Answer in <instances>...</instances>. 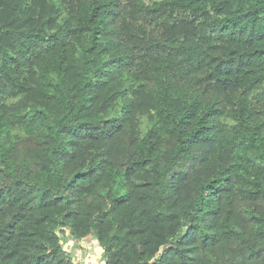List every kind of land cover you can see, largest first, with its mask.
<instances>
[{
  "label": "trees",
  "instance_id": "trees-1",
  "mask_svg": "<svg viewBox=\"0 0 264 264\" xmlns=\"http://www.w3.org/2000/svg\"><path fill=\"white\" fill-rule=\"evenodd\" d=\"M264 264V0H0V264Z\"/></svg>",
  "mask_w": 264,
  "mask_h": 264
},
{
  "label": "rangeland",
  "instance_id": "rangeland-1",
  "mask_svg": "<svg viewBox=\"0 0 264 264\" xmlns=\"http://www.w3.org/2000/svg\"><path fill=\"white\" fill-rule=\"evenodd\" d=\"M73 240V241H71ZM74 240L70 233L66 236H62V243L66 244L67 250L69 251L71 257L76 261L83 264H103L104 259L101 257L100 246L94 242L93 238H84ZM81 242V243H80Z\"/></svg>",
  "mask_w": 264,
  "mask_h": 264
},
{
  "label": "built area",
  "instance_id": "built-area-1",
  "mask_svg": "<svg viewBox=\"0 0 264 264\" xmlns=\"http://www.w3.org/2000/svg\"><path fill=\"white\" fill-rule=\"evenodd\" d=\"M73 238H74V237H73ZM87 238H88V237H87ZM90 238H93V239H94V242L98 244V241H97L96 237L90 236ZM83 239H84V238H83ZM74 240H77V239L74 238ZM79 240H80V239H78L77 242H79ZM71 241H73V240H71ZM80 243H81V242H80ZM98 245H99V244H98ZM66 247H67V246H66ZM67 249H68V248H67Z\"/></svg>",
  "mask_w": 264,
  "mask_h": 264
},
{
  "label": "clouds",
  "instance_id": "clouds-1",
  "mask_svg": "<svg viewBox=\"0 0 264 264\" xmlns=\"http://www.w3.org/2000/svg\"><path fill=\"white\" fill-rule=\"evenodd\" d=\"M91 236L95 237L94 235H91ZM85 238H86V237H85Z\"/></svg>",
  "mask_w": 264,
  "mask_h": 264
}]
</instances>
